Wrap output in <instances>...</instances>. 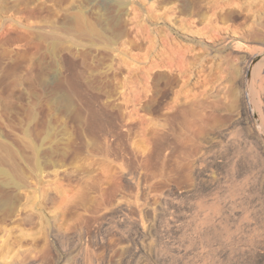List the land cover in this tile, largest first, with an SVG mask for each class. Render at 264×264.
<instances>
[{
    "label": "rangeland",
    "instance_id": "374dc122",
    "mask_svg": "<svg viewBox=\"0 0 264 264\" xmlns=\"http://www.w3.org/2000/svg\"><path fill=\"white\" fill-rule=\"evenodd\" d=\"M262 142L264 0H0V264H264Z\"/></svg>",
    "mask_w": 264,
    "mask_h": 264
},
{
    "label": "bare ground",
    "instance_id": "6f19581e",
    "mask_svg": "<svg viewBox=\"0 0 264 264\" xmlns=\"http://www.w3.org/2000/svg\"><path fill=\"white\" fill-rule=\"evenodd\" d=\"M83 20H84V18H83V16H79L78 17V25H79V27H80V29H82L84 26H83ZM84 24H85V21H84ZM93 27H92V31H93ZM255 58V57H254ZM25 135H30V131L29 130H27V131H25ZM40 138V137H39ZM29 143V142H28ZM264 143L262 142V145H263ZM29 146V145H28ZM31 146V145H30ZM29 146V147H30ZM32 146L34 147V145L32 144ZM35 149H36V147H35ZM38 152H40L39 150H38ZM40 155L38 154V157H37V161L35 162V168L40 172V173H43V167L41 166L42 165V162H40V161H42V160H40ZM51 164V163H50ZM12 169V168H11ZM11 170H8V169H6L5 167H2V165H0V176H5V178L7 179L6 181H7V183L9 184V186L11 185V186H13V187H16V188H18V189H21L25 184L23 183V180H22V178L24 179V177H22L21 178V176H18V175H16L17 174V172H16V174L14 173V172H10ZM1 177V178H2ZM4 178V177H3ZM5 180V179H4ZM4 184V183H3ZM20 193V192H19ZM27 194V193H26ZM18 195V194H17ZM22 194H20V196H21ZM20 198L21 197H16V200H18L19 201V203H18V201L17 202H15L14 201V203L11 205V207H13L14 208V210L16 211V210H18L19 208H20ZM6 200H4L3 202H5ZM8 202V201H7ZM7 202H5V203H7ZM4 203V204H5ZM18 203V204H17ZM1 204H2V202H1ZM6 205V204H5ZM1 253V252H0ZM3 256V255H2Z\"/></svg>",
    "mask_w": 264,
    "mask_h": 264
},
{
    "label": "water",
    "instance_id": "95a60500",
    "mask_svg": "<svg viewBox=\"0 0 264 264\" xmlns=\"http://www.w3.org/2000/svg\"><path fill=\"white\" fill-rule=\"evenodd\" d=\"M261 132H262V130H261Z\"/></svg>",
    "mask_w": 264,
    "mask_h": 264
}]
</instances>
